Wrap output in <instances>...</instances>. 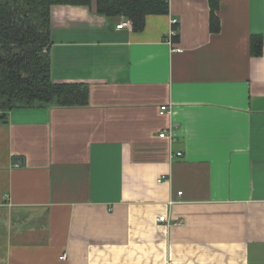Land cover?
<instances>
[{
    "label": "crops",
    "instance_id": "obj_1",
    "mask_svg": "<svg viewBox=\"0 0 264 264\" xmlns=\"http://www.w3.org/2000/svg\"><path fill=\"white\" fill-rule=\"evenodd\" d=\"M168 1L140 31L51 6V79L88 101L0 122V264H264V0H218L215 31Z\"/></svg>",
    "mask_w": 264,
    "mask_h": 264
},
{
    "label": "trees",
    "instance_id": "obj_2",
    "mask_svg": "<svg viewBox=\"0 0 264 264\" xmlns=\"http://www.w3.org/2000/svg\"><path fill=\"white\" fill-rule=\"evenodd\" d=\"M93 0H0V122L9 110L57 104L85 105L88 89L83 83L54 82L50 76L51 6L90 5ZM98 13L128 18L132 28H144L150 14H167L168 0H94ZM210 28L219 29L214 10L218 0H210ZM177 25L175 24L174 27ZM177 28V27H176ZM178 34L172 39H177ZM261 37L253 35L252 54L261 51Z\"/></svg>",
    "mask_w": 264,
    "mask_h": 264
},
{
    "label": "built area",
    "instance_id": "obj_3",
    "mask_svg": "<svg viewBox=\"0 0 264 264\" xmlns=\"http://www.w3.org/2000/svg\"><path fill=\"white\" fill-rule=\"evenodd\" d=\"M176 23H177V22H176V19H173V20H172V29L170 30L169 35H168V41H169V42H171L172 37H173L174 35L177 34V28L174 27V25H175ZM116 28H118V29H119V28H128V29H132V22H131L130 19L125 18V17H122V19L120 20V22L116 25ZM161 108H162L163 110H166V109H167L166 106H162ZM159 135H160L161 137H164V136H167V133H166L165 131H162V132L159 133ZM176 155H177V156L181 155V152H180V151L176 152ZM18 164H19V163H18ZM162 178H165V177H162ZM179 193H180V192H179ZM158 220H159V221H166V217H165V215H161V216H159V217H158ZM64 257H66V256H65V255H62V256H61V258H64ZM169 264H173V263H169Z\"/></svg>",
    "mask_w": 264,
    "mask_h": 264
}]
</instances>
